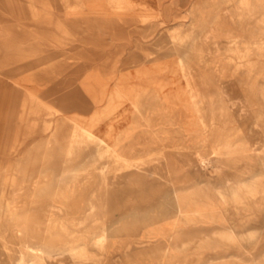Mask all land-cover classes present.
Wrapping results in <instances>:
<instances>
[{
    "label": "rangeland",
    "instance_id": "rangeland-1",
    "mask_svg": "<svg viewBox=\"0 0 264 264\" xmlns=\"http://www.w3.org/2000/svg\"><path fill=\"white\" fill-rule=\"evenodd\" d=\"M12 1L19 6L27 7L26 0ZM129 1L136 5L134 13L137 17L149 16L151 19L141 25L143 30L140 33L133 34L134 41L123 48L113 76L114 80H111L108 85L109 92L114 88L120 74L128 71L126 68L130 65L125 62L130 58L139 57L141 60L161 58L170 53L167 37L174 28L180 29V34L182 33L184 38L190 34L189 23L184 20V17L189 6L196 0ZM226 1L229 0H206L208 4ZM250 2L253 18L249 23L245 20V23L248 25L247 29L250 28L249 30L254 34L253 42H257L258 38H264L256 23L257 18L264 16V8L262 5L257 6L258 3L255 0ZM5 3L6 0H0V34L14 33L13 35L22 36L31 33L35 36L37 27L29 20L19 24L9 15ZM52 12L54 18H61L60 7L53 8ZM226 14L230 17L228 22L232 27L235 22V13L231 3ZM237 34L243 40L241 28ZM161 35H164V42L159 46L156 39ZM185 40L191 41L188 37ZM226 44L223 38L218 39L215 49H219V52L214 55L219 57L217 67L223 66L227 71L224 70L222 75L216 74L217 71L212 72L214 66L212 69L203 66L200 69L201 72L195 75V77L198 76L195 79L196 81L205 80L210 85L216 83V89L209 88L204 92L206 101L208 100V104L209 99L215 102L218 94L224 97L227 106L230 107L232 120L225 128L222 127L220 119L214 124L204 120L206 126L202 122L194 123L190 130L200 135L199 142H203L200 144L194 140H185L183 143L185 148L179 151L175 147L177 140H173V136H177V133L170 135L171 144H167V140L157 139L149 135L146 127L142 128L143 135L141 134L136 144H132L134 154L140 157L141 163L138 169L135 165L118 172L124 176L131 172H139L143 175L139 176L140 185H129L122 179H112L115 167L112 166L111 156L101 158L85 156L72 161L75 165H80V170L76 171L78 175L76 181H72L74 177L70 176L67 170L53 168L61 156L67 158L68 155L57 153L58 146L52 142L54 141L52 131L41 132L43 131L41 120L49 119L48 116L27 117L25 123H35L37 127L34 134L30 136L23 134L25 123L19 122L20 112L17 108L16 96L33 93L43 105L55 111L57 118L62 116V113L56 111L62 108L61 97L64 96L65 90L67 91L69 86L85 76V73L79 70L83 65L82 60L76 64L70 61L58 77L63 75L61 78L64 79L57 80L59 82L56 85L53 83L46 87L28 82L25 78L28 74L26 72L0 74V137L4 142L0 144L2 148V151L0 150V184L13 170L15 180L10 189L18 196L12 221L7 212L0 217V224H4L8 229L15 228L17 231L16 237L10 239L13 243L11 245L13 256H18L19 245L28 243L39 247L50 259V262L46 260L39 264H264V58L259 59L260 66L262 63V70L259 72L254 71L248 77L242 72L232 75L235 61L231 64L224 63L222 55L227 47ZM48 46L43 41L39 43L42 51L49 56L44 59L45 61L65 60L62 57L57 58L55 51L59 48ZM211 47L213 50L212 45ZM105 48L102 47V50L105 51ZM41 54L40 57L43 58V52ZM176 57L177 55L171 60H176ZM250 59L254 60L253 62L257 61L256 56H251ZM129 70L134 71L132 65ZM164 79L178 82L182 88L186 84L179 74L175 76L167 74ZM136 84L134 79L128 81L129 86H136ZM10 94L15 97H10ZM102 108L101 105L98 106V111L100 112ZM208 108L209 105L205 103L202 110L204 118L206 113L208 114ZM94 110L95 108L84 115L88 117L94 113ZM67 113L70 116L74 112ZM113 114V118L110 116L107 120L99 122L93 129L96 136L102 137L108 129L107 126L112 122L116 132L135 122V114L132 113L128 102L117 108ZM188 116L186 111L179 110L175 115L173 126L166 124L159 117L160 122L156 130L165 132V130L176 128L177 121H179L178 124L187 121L190 118ZM197 117L194 115L191 121ZM152 128L155 130V127ZM223 129L230 136V143L236 151L231 154H214L209 148V143L212 145V141L218 138ZM164 132H162L163 135ZM190 135L194 134L190 133ZM3 149L6 150L5 153ZM84 149L85 147L82 148ZM165 152L171 155L167 157V160H171L178 171L168 180L152 174V172H160L161 162L165 160L162 153L165 154ZM199 157H202L204 164H197ZM104 178L111 179L109 183L114 180L113 183L116 182L119 185L112 184L106 187L102 183ZM65 185H74L72 187L74 195L68 199L66 206H62L53 200L64 194ZM172 188L183 194H186L187 190H196L199 200L205 194L212 197L213 191L216 193L218 188L220 195L216 193L215 197L214 193L213 211L209 212L214 213L215 221L190 215L176 217L162 223L157 222V224L144 226L138 236L109 238L105 252L93 245L94 240L90 242L92 237L101 234L100 229L103 226H109L112 221L120 217L121 213H127L132 209L140 212L149 208L156 209L157 204L159 205L157 201L162 200L163 191L172 190ZM53 204L60 205L64 211L58 212L48 207ZM50 210L54 215L56 214V222L47 216L52 215ZM61 223L68 228L66 232L60 228ZM159 226L163 227L165 236L154 238L144 234L153 228L155 231V228ZM174 229H179L180 233L174 234L173 237ZM153 234L155 235V232ZM70 237L82 242L89 240L87 257L80 258L64 251L62 246ZM5 238L8 239L9 235L6 234ZM5 243V239L0 237V259L2 260L7 256L5 246L9 245ZM29 258L26 256L25 261Z\"/></svg>",
    "mask_w": 264,
    "mask_h": 264
},
{
    "label": "bare ground",
    "instance_id": "bare-ground-1",
    "mask_svg": "<svg viewBox=\"0 0 264 264\" xmlns=\"http://www.w3.org/2000/svg\"><path fill=\"white\" fill-rule=\"evenodd\" d=\"M26 2L27 7L19 6L12 0H6L5 4L9 15L17 20L19 24H22L25 20L33 23L37 27L35 28L36 35H31V33L22 36L13 35L14 33L0 34V74L26 72L28 74L25 78L28 82L46 87L53 83L56 85L59 82L57 80L64 79L61 78L63 75L60 78L58 77L63 73L66 65L76 64L82 60V68L78 69L84 72L85 76L77 83L69 86L67 91L65 90L64 96L61 97L62 108L56 111L62 113V116L57 118L55 111L43 105L42 101L33 93L21 94L20 97L16 96V104L20 112L18 119L22 124L29 116L49 117V119L44 118L41 120L43 129L41 132L52 131L54 140L52 142L58 146L57 153L68 155L67 158L61 156L60 160L53 165V168L67 170L70 176L75 179L72 181H76L78 176L76 171L80 170V165H75L72 161L85 156L100 158L111 156L113 159L112 166L115 167V173L111 178L122 179L123 182L127 181L129 185H140L141 179L139 176L143 175H140L139 172H131L126 176L118 172L135 165V168L138 169V165L141 163L140 157L136 153L134 154L135 150L132 144H136L139 137L143 135L144 130L142 128L144 129V127L147 128V132L149 131V135L155 136L157 139L163 138L165 141L167 140V144H171L172 137L170 135L177 133V136H173V140H177V146L175 147L178 151L185 148L183 144L185 140H194L197 143L203 142H199L200 135H196L190 130L194 123L202 122L206 126L204 120L214 124L220 119L222 127L225 128L232 120L230 107L227 106L226 100L218 94L217 100L214 102L213 99H209L208 104L204 94L209 88L216 89V83L210 85L205 80L196 81L195 79L198 77H195V75L201 72L200 69L203 66L211 67V69L214 66L212 72L217 71L216 74L222 75L227 71L225 67L220 66L218 68L216 65L219 57L214 54L219 52V49H215L218 39L223 38L227 43V47L222 52L224 63L231 64L235 61L232 75L242 72L248 77L254 71L259 72L262 70V63L260 66L259 59L264 58V38H258L257 42H253L254 34L249 30L250 28L247 29V23L253 18L250 0H229L217 4L210 2L208 4L206 0L205 2H202V0L194 1L184 17L191 30L186 37L191 41L187 42L186 37L184 38L182 33L180 34V29L174 28L167 37L170 44V53L161 58L155 57L148 60L146 58L141 60L139 57L130 58L129 61L125 62V64L130 65L126 68V71H128L120 74L110 92L108 85L111 80H114L113 76L123 48L134 41L133 34L140 33L143 30L141 25L151 18L149 16L137 17L134 13L136 5L129 0H26ZM255 2L258 3L257 6L261 7L262 5L264 8V0H255ZM230 3L235 13V22L232 27L228 22L230 17L226 14ZM57 6L61 9V18L53 17L52 9ZM245 20H247V23H245ZM256 23L260 27L261 35L264 36V16L257 18ZM239 28L243 33V40L237 34ZM163 36L161 35L156 39L157 45L160 46L164 42ZM240 40L242 41L241 46ZM41 41L49 45L50 48H59L58 51H55V54L57 58L62 57L65 60L45 61L44 59L49 56L39 47ZM228 44L230 45L228 46ZM106 45L107 48H105ZM102 47L106 49V52L102 50ZM42 52L43 58L40 57ZM175 55H177V59L171 60ZM251 56H256L257 61L253 62L254 60L250 59ZM131 65L134 71L129 70ZM167 74L173 76L179 74L180 78L185 80V87L182 88L178 82H170L164 79ZM73 79L76 78L73 77ZM131 79L137 82L136 86L128 85V81ZM17 83L19 84V82ZM12 94H10V97H15L16 93L15 95ZM126 102L130 104L132 113L135 114L134 124L132 123L127 128L116 132L114 130L115 125L112 122L107 126L108 129L102 137L96 136L93 129L98 123L107 120L110 116L113 118V112ZM205 103L209 105V108L207 110L208 114L206 113L204 118L202 110ZM100 105L103 108L99 112L98 106ZM94 108V113L90 116L86 117L84 115ZM179 110L181 112L186 111L190 118L179 124V121H177V129L172 128L165 130V132L162 131L164 135L156 130L160 118L166 124L169 123L173 126L175 115ZM67 112L74 113L69 116ZM194 115L198 117L191 121ZM36 127L37 124L35 123H25L23 134L29 136L34 134ZM152 127H155V130ZM222 131L218 138L212 141V145L209 143V148L212 149L214 154H231L236 149L230 143V136L225 132V129ZM190 133L194 135H190ZM207 134L209 135V133ZM1 140L2 137H0V144H3L4 142ZM240 143L243 146V142ZM16 146L17 144L14 147L16 148ZM83 147H85L84 150H82ZM0 150L2 151L1 147ZM5 152L6 150L3 149V153ZM162 155L165 160L161 162L160 172H152V174L168 180L171 175L178 173V171L174 167L175 164L171 160H167V157L171 155L168 152L162 153ZM198 156L200 155L198 154ZM204 163L202 157L197 159L198 165ZM7 176L0 184V217L9 212L8 216L12 221L18 196L15 191L12 192L10 189L15 180L13 170ZM109 180L102 179L103 185L106 187L112 184L113 186L119 185V183H113L114 180L109 183ZM32 183L34 184V182ZM33 187H35V184ZM72 187L74 185H67L64 194L53 201L66 206L68 199L74 195ZM216 191L220 195L218 188H216ZM214 193L215 191H213L212 197L205 194L199 200L196 190H187L186 194L173 188L172 190H165L162 193V200L157 201L159 205L157 204L156 209L149 208L141 212L132 209L127 213L123 212L109 226H103L100 229L101 234L92 237L90 242L94 240L93 245L105 252L108 248L107 241L109 238L114 236L117 238L138 236L143 231L144 226L157 224V222L162 223L176 217L190 215L215 221L214 213H209L213 211L214 198L216 197V193L215 197ZM48 207L58 212L64 211L60 205L53 204ZM45 213L47 215V212ZM51 214L47 216L55 221L56 214L54 215L52 211ZM162 226L156 227L155 231L154 228L149 231L146 230L148 232L144 234L151 235L154 238L163 237L165 235ZM60 228L63 232L68 230L62 223ZM174 232L173 237L174 234L178 235L180 230L174 229ZM16 233L15 228L8 229L4 224H0V237L5 239V244H9L4 245L7 256L4 260L0 259V264H25V262L27 264H39L41 261L46 260L50 262L45 252L39 247L31 246L28 243L19 245L18 256H13V247L11 246L13 243L10 239L16 237ZM6 234L9 235L8 239L5 238ZM88 245L89 240L82 242V240L76 241L75 238L70 237L62 247L67 253L85 258L87 257ZM26 256L30 257L27 261H25Z\"/></svg>",
    "mask_w": 264,
    "mask_h": 264
}]
</instances>
